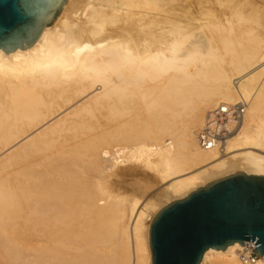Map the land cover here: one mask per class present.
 <instances>
[{
  "label": "bare ground",
  "instance_id": "6f19581e",
  "mask_svg": "<svg viewBox=\"0 0 264 264\" xmlns=\"http://www.w3.org/2000/svg\"><path fill=\"white\" fill-rule=\"evenodd\" d=\"M236 5L65 0L32 47L0 49V264H151L165 202L264 175V40L249 29L242 44ZM239 99L249 107L222 152L200 148L205 114ZM126 162L166 183L165 198L127 195ZM241 249H207L199 264H242Z\"/></svg>",
  "mask_w": 264,
  "mask_h": 264
},
{
  "label": "water",
  "instance_id": "95a60500",
  "mask_svg": "<svg viewBox=\"0 0 264 264\" xmlns=\"http://www.w3.org/2000/svg\"><path fill=\"white\" fill-rule=\"evenodd\" d=\"M65 0H0V49L32 47ZM252 242L264 256V175L236 172L163 206L149 227L151 264H199L207 249Z\"/></svg>",
  "mask_w": 264,
  "mask_h": 264
},
{
  "label": "rangeland",
  "instance_id": "374dc122",
  "mask_svg": "<svg viewBox=\"0 0 264 264\" xmlns=\"http://www.w3.org/2000/svg\"><path fill=\"white\" fill-rule=\"evenodd\" d=\"M226 1L231 2V4L234 2V0H233V2L230 1V0H226ZM235 1L237 2L236 7L240 8V9L237 8L238 10H236V11L240 12V10L242 9V15L244 13L245 16L244 15L243 16L246 17V18L245 19L243 18L244 20H241V21L239 20V23H241L240 24L241 26H240L238 24V22H237L238 19H236V17H234L236 14H233L232 17L234 18V20L233 19H230V20H232V22H233V24L235 26L231 25V27L233 26V28L235 27V30L237 29L239 31H240V29L241 30L244 29L243 32L245 31L246 34L243 33V37L244 36H246V37L243 38V40L244 39L245 40H244V42L242 41V44H244L245 46L246 45L248 46V44H249V46H250L251 45L250 44L251 43V39H250V43H248L249 40H247V44H245L247 38H250L251 36L255 37L256 35H258V33H259L260 37L262 36V38H264V35H262V33H264V6H260L262 4V2H264V1H262V0H261L262 2L260 0H257V1L256 0H235ZM253 2H255V3H253ZM256 5H259V6H256ZM262 5H264V4H262ZM224 6L225 5H223V7ZM249 6L250 7L252 6V7L250 8ZM226 7H227V5H226ZM226 7H224V8H226ZM256 7H258V8H256ZM188 8L186 7V9H188ZM186 9L185 8L184 9H178V10L174 11L176 16L178 17L177 19L181 18V20L183 21L184 25H186V23L188 22L186 20L188 18H190V16L187 15L189 13V11H188L189 9L188 10H186ZM186 12H188V13H186ZM249 12H250V14H249ZM185 16L186 17L189 16V17L186 19ZM236 16H238V15H236ZM236 25H237V27H236ZM238 26H240V28ZM242 26L244 28H242ZM246 26H247L248 29L246 28ZM245 28L247 30H245ZM249 29L251 31V36L248 34L250 37H248V35H247L248 32H246V31H249ZM258 36H256V37H258ZM259 38H257L258 40H256V42L257 41L260 42ZM262 38H261V40H264ZM253 39H255V38H253ZM254 44H255V42L253 40V44L252 45H254ZM262 67H264V64H262V66L258 67V69H261ZM258 69L256 68L255 70L257 71ZM262 75H264V74H262ZM247 107H249V106H246V110H247ZM261 108L262 109L259 110L260 114L264 115V104H262ZM118 169H120L119 172L121 174L126 175V177H127V179H125V189H126L127 195H129L130 197L135 196L136 198L140 199L141 201L145 200V199L146 200H151L152 199V200H154L156 202H159V199H160V198H158L159 196L162 197L161 200H163L165 198V196H163V195L166 194V185L167 184L161 182L159 177L157 175H155L153 172H151L149 170H146V169H143L139 165H135V164L130 163V162H126L124 165H120ZM227 175H230V174H226L225 176H227ZM206 184H207V182H206ZM168 203L165 202V205L168 204ZM130 253H131V257L133 258L132 252H130ZM132 258H131V260H132ZM206 264H209V263H206Z\"/></svg>",
  "mask_w": 264,
  "mask_h": 264
},
{
  "label": "built area",
  "instance_id": "2783aa9c",
  "mask_svg": "<svg viewBox=\"0 0 264 264\" xmlns=\"http://www.w3.org/2000/svg\"><path fill=\"white\" fill-rule=\"evenodd\" d=\"M246 106V102L239 99L236 102H220L212 107L196 133L199 147L222 152L228 136L243 122ZM237 255L242 264H254L260 257L252 250V242H244Z\"/></svg>",
  "mask_w": 264,
  "mask_h": 264
}]
</instances>
